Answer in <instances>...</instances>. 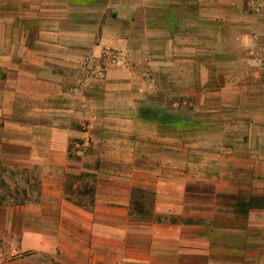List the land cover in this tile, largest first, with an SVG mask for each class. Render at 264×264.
Instances as JSON below:
<instances>
[{"label":"crops","instance_id":"obj_1","mask_svg":"<svg viewBox=\"0 0 264 264\" xmlns=\"http://www.w3.org/2000/svg\"><path fill=\"white\" fill-rule=\"evenodd\" d=\"M0 1V264H264V0Z\"/></svg>","mask_w":264,"mask_h":264},{"label":"rangeland","instance_id":"obj_2","mask_svg":"<svg viewBox=\"0 0 264 264\" xmlns=\"http://www.w3.org/2000/svg\"><path fill=\"white\" fill-rule=\"evenodd\" d=\"M18 5H19V2L15 1L14 5L12 6V9L15 11H18ZM5 7H8V6L4 5V3L2 1H0V9L2 10ZM4 19H12V20H14V23H16V24H19V21H20V19L17 16L16 17H6ZM0 20H3L2 16H0ZM0 28L2 30V27H0ZM7 35H9V37ZM32 35L31 34L29 35L30 39H31V37H33ZM6 36L15 42H19V40H20V34H18V33L6 34L3 37L6 39ZM1 38H2V32L0 33V40H1ZM0 191H2V188H0ZM1 195L2 194L0 193V196ZM143 199L145 200V202L148 205L150 197L144 196ZM0 200H1V197H0ZM0 226H1V224H0ZM13 245H14L13 242H7V240L4 241L2 238H0V261L13 262V261H16L20 257L18 255L12 254V252H10L14 248Z\"/></svg>","mask_w":264,"mask_h":264},{"label":"trees","instance_id":"obj_3","mask_svg":"<svg viewBox=\"0 0 264 264\" xmlns=\"http://www.w3.org/2000/svg\"><path fill=\"white\" fill-rule=\"evenodd\" d=\"M139 115L142 120L152 121L163 125H176L174 123L178 121L177 116L173 114H160L152 113L150 111H141Z\"/></svg>","mask_w":264,"mask_h":264}]
</instances>
